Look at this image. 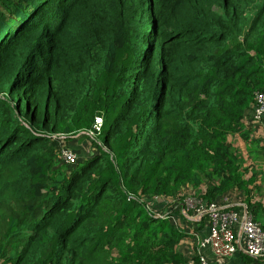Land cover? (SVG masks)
<instances>
[{
  "label": "trees",
  "instance_id": "trees-1",
  "mask_svg": "<svg viewBox=\"0 0 264 264\" xmlns=\"http://www.w3.org/2000/svg\"><path fill=\"white\" fill-rule=\"evenodd\" d=\"M258 91L264 0H0V264H184L185 199L264 209L231 140Z\"/></svg>",
  "mask_w": 264,
  "mask_h": 264
},
{
  "label": "built area",
  "instance_id": "built-area-1",
  "mask_svg": "<svg viewBox=\"0 0 264 264\" xmlns=\"http://www.w3.org/2000/svg\"><path fill=\"white\" fill-rule=\"evenodd\" d=\"M263 117L264 91H258L255 94L252 118L261 120ZM102 124V117L97 116L92 128L84 133L91 137L89 139L95 140L93 138L101 131ZM61 157L67 164H74L77 159L75 151L68 146L61 148ZM185 207L193 208L192 216L197 220L203 218L207 225L206 234L198 235L196 231L192 233L198 264H210L204 252L205 249H209L218 258L230 257L236 250L241 249L247 255L264 259V225L256 221L247 210L226 209V206H223L218 200L203 204L190 197L185 199ZM185 207H181L180 212L183 215H187ZM166 214L165 212L156 213L160 217H164ZM168 216L175 225H180L177 216ZM235 225L239 226L237 234L234 230Z\"/></svg>",
  "mask_w": 264,
  "mask_h": 264
},
{
  "label": "crops",
  "instance_id": "crops-1",
  "mask_svg": "<svg viewBox=\"0 0 264 264\" xmlns=\"http://www.w3.org/2000/svg\"><path fill=\"white\" fill-rule=\"evenodd\" d=\"M245 126L248 130L249 139L245 141L238 134L232 135L231 140L240 158L243 161V165L248 167V171L245 173V177L254 175L253 181L247 186L249 189L248 197L251 203L258 202L264 207V118L261 120H245ZM78 136V135H77ZM80 142V144L76 143ZM74 145L81 146L87 145V149L82 147V156H88L94 150L90 141H83L81 138L75 140ZM80 153V152H79ZM205 184L201 187L192 189L195 192H202ZM189 190V189H186ZM223 206L233 208L236 211L247 210L246 193L244 189H232L225 191L218 196L217 199ZM251 213L253 218L264 225V209L257 207V209ZM179 223L186 231V236L181 240L179 244V250L184 254L186 261L184 264H198L195 255V240L193 231L198 235H204L207 233V225L205 220L196 219L192 215H183V218L179 217ZM239 226L235 225V233H238ZM243 244V242H242ZM241 244V245H242ZM243 246V245H242ZM210 264H264L263 258H255L244 253L241 249H238L230 257L218 258L215 257L209 249L204 250Z\"/></svg>",
  "mask_w": 264,
  "mask_h": 264
},
{
  "label": "rangeland",
  "instance_id": "rangeland-1",
  "mask_svg": "<svg viewBox=\"0 0 264 264\" xmlns=\"http://www.w3.org/2000/svg\"><path fill=\"white\" fill-rule=\"evenodd\" d=\"M84 137H82L81 139L85 142V141H90V139L89 138H91V137H89L87 134H82ZM77 136V135H76ZM75 136V137H76ZM75 137H73V138H75ZM94 137V136H93ZM96 137H97V135L93 138V139H96ZM75 140H78V139H73L70 143H69V145H68V147H70V148H72L74 151H75V153H76V155H77V157H79V156H81V157H83L82 155H83V153H82V147H85V149L86 150H88L87 149V145H81V146H76V145H74V143H75ZM76 143H78V144H80V142H78V141H76ZM91 143V142H90ZM80 152V153H79Z\"/></svg>",
  "mask_w": 264,
  "mask_h": 264
}]
</instances>
